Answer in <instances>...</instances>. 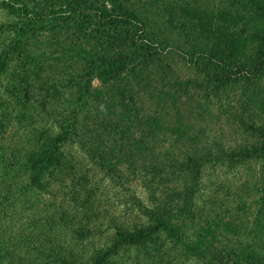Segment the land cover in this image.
Listing matches in <instances>:
<instances>
[{"label":"rangeland","instance_id":"1","mask_svg":"<svg viewBox=\"0 0 264 264\" xmlns=\"http://www.w3.org/2000/svg\"><path fill=\"white\" fill-rule=\"evenodd\" d=\"M63 1L0 0V53L16 38L15 28L30 27L21 41L22 54L11 56L10 66L0 71V248L21 264L42 263L37 259L42 255L43 261L44 250L89 262L93 251L105 245L117 228L146 223L133 197L151 208L165 187L178 188L184 180L177 170L162 174L160 169L158 178L166 186L154 197L145 185L151 178L150 165L179 162L194 152L216 154L218 149L256 147L259 131L264 129V78H252L255 88L245 86V71L233 67L232 80L215 88L205 75L207 68L193 65L183 53L193 49L197 37L200 41L215 37L192 30L189 22L185 25L189 30L183 31L187 37H181L176 25L160 34L157 24L150 29L173 41L167 49L156 50L162 63L142 70L132 82L130 95L136 113L152 116L162 128L147 140L142 159L130 165L116 151L141 132L134 115L128 119L124 112L131 103L125 101V108L116 98L120 85L106 90L96 79L93 89L103 88L102 92L78 99V86L85 89V82L77 86L82 75L75 63L76 44L81 42L83 48L87 42L72 23L74 8H67ZM127 1L128 8L144 4L149 9L143 0ZM150 1L157 4L164 23L167 16L160 11L170 1ZM218 1L185 0L191 8L200 7L191 16L194 19L209 7L216 15ZM238 13L240 18L245 12ZM48 19H55L57 26L48 24ZM243 54L249 56L248 46ZM187 81L190 85L185 87ZM61 133L66 139L57 145L60 166L47 173L44 188L31 187L27 160ZM81 142L102 144V156L114 171L102 169L93 153L87 152L89 148L80 147ZM263 195L264 159L235 165L210 161L203 167L193 210L185 216L183 227V240L190 245L197 236L203 239L200 257L162 234V248L151 254L152 259L123 248L114 257L116 263L205 264L213 260L231 264L227 250L264 247ZM75 230L87 234L78 238Z\"/></svg>","mask_w":264,"mask_h":264},{"label":"trees","instance_id":"2","mask_svg":"<svg viewBox=\"0 0 264 264\" xmlns=\"http://www.w3.org/2000/svg\"><path fill=\"white\" fill-rule=\"evenodd\" d=\"M143 1L149 5V9L144 4H140V6L133 4L129 5L128 8L124 5V3H128L127 0L63 1L67 8H74L72 10L74 18L72 23L76 28V33L78 35L83 34L84 37L81 39H86L87 42L83 48L80 45L81 42L78 41L76 44L75 60L77 62L75 63L79 67L78 74L82 75L77 81V86L82 83L81 81L85 82V89L80 90V86H78V92L81 93L78 95V99H81L82 96L87 98L88 95H97L102 92L103 88L101 90L93 89L92 83L96 79L105 86L104 89L106 90L112 85H120V91L117 90L116 98H119L123 105L125 101L126 104L131 103L130 107L124 105L125 108L128 106L124 112L128 119L134 115L133 118L136 119L141 132L136 139L129 141L127 145H122L121 151H116L125 156L130 165H134L137 160L142 159L147 140L153 136L156 137L154 131L162 128L160 122L152 116L136 113L130 88L133 80L139 76L142 70L150 68L151 65L162 63L156 50L160 48L165 50L173 41L170 36L160 35L167 31L168 28L166 29V27L176 25L181 30V37H187L188 35L183 31L189 30L185 27L186 23L189 22L192 30L197 31L196 29H199L201 32H206L215 37L208 40L202 38L201 41L197 37L193 49H190L189 53L183 52L186 60L193 62V65L207 68L205 75L210 81H213L215 88L232 80L230 74H232L233 67L245 71V76L242 77L245 86L255 88L252 78L257 77L258 81L264 78V0H219L218 7L215 8L216 15L211 12L209 7L206 8L203 15L196 16L195 19L191 16L200 9L198 5L195 4L191 8L185 0H169L168 6L160 11V15L167 16L164 23L158 16L157 4L151 3L150 0ZM9 2L11 0H8ZM155 6L157 14H155ZM238 12L245 13L239 18L240 13ZM47 21L54 28L57 26L55 19H48ZM157 24L161 29L158 31L160 34H156L150 29L151 26L155 27ZM28 30L30 27L24 24L15 28L16 38L5 46L4 51L0 53L1 72L10 66L11 56H14L15 59L16 54H22L24 49L21 46V41ZM76 39L79 40L80 38L76 37ZM187 41L188 39H185L186 43H188ZM189 46L191 47V45ZM247 46L248 57L243 54ZM16 57L18 58V56ZM25 85L28 86V83ZM188 85L190 83H186L185 87ZM41 86L44 87V85ZM65 139V134L57 135L53 142H45L38 154L27 160L28 184L31 187L44 188L47 173L60 166L57 145L64 142ZM259 139L256 147L239 151L229 152L218 149L216 154H199L197 152L185 154L179 162L176 159L169 161V164L166 162L158 164L157 161L156 165H150V171L147 173L151 174V178L145 183L146 187L150 191L152 190V196L155 197L157 190L159 191V188L166 186V183L158 178L160 169L162 174H167V172L174 174L177 170L184 180L182 183H178V188L168 189L165 187L159 196L161 199H154V205L151 203V208L142 205L137 198L133 197L132 203L135 205V209L146 217L144 225L117 228L105 245L93 251L87 263L65 258L60 254L53 256L52 251L44 250L42 253L44 255L43 261H41L42 255L37 259L42 263L32 261L29 264H117L114 257H117L123 248L147 254L152 259L153 253L158 254L162 248L159 245L162 234H166L168 240H173V243L182 245L188 252L200 257L205 244L203 239L197 236L194 241H190V245L183 240V227L185 216H191L203 167L210 161L221 162L224 165H235L246 164L254 159H264V129L259 131ZM79 144L82 148H89L87 152L93 153V157L98 160L102 169H108V172L114 171L109 164L110 161L102 156V154L105 155L101 149L102 144L84 145L85 143L82 142ZM143 169L148 168L144 167ZM158 180L162 183L157 184L156 181ZM153 184H155V189ZM262 198L264 199V195ZM74 233L78 238L87 234L84 230H75ZM263 250L264 247L262 249L259 245H254L252 248L250 247V250L244 247L227 251L232 254L231 264H264V254L260 253ZM214 262L216 261L208 260L205 264H214ZM21 263L22 261L13 259L7 249L0 248V264ZM216 264L224 263L218 261Z\"/></svg>","mask_w":264,"mask_h":264}]
</instances>
